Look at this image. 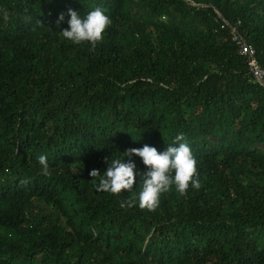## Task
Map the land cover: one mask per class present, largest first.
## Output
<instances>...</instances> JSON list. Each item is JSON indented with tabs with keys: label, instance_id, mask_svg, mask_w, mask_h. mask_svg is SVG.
<instances>
[{
	"label": "trees",
	"instance_id": "16d2710c",
	"mask_svg": "<svg viewBox=\"0 0 264 264\" xmlns=\"http://www.w3.org/2000/svg\"><path fill=\"white\" fill-rule=\"evenodd\" d=\"M96 8L95 51L62 37ZM234 29L264 67V0H0V264H264V86ZM180 134L199 190L140 209L135 155L131 193L96 190L105 158Z\"/></svg>",
	"mask_w": 264,
	"mask_h": 264
},
{
	"label": "clouds",
	"instance_id": "9594fccd",
	"mask_svg": "<svg viewBox=\"0 0 264 264\" xmlns=\"http://www.w3.org/2000/svg\"><path fill=\"white\" fill-rule=\"evenodd\" d=\"M69 27L60 31L63 38L72 44H90L89 51H95L103 42L104 33L112 24V20L105 12L96 8L82 18L74 10L69 9ZM64 20L61 13L57 24ZM123 157L112 159L105 158L108 164L107 170L101 175L99 170H92L89 174L92 178L99 177L95 188L99 192H107L117 197L125 191L131 193L137 183L136 164L131 159L134 155L142 159L147 171L140 173L142 188L138 193V203L142 210L154 212L160 205L163 194L175 189L180 196H186L189 188L199 190L201 182L198 173V161L190 146L184 142L183 134L175 137L174 144H167L164 152L157 148L144 145L142 148H132L123 153ZM125 157L128 158L127 162ZM41 172L45 176L50 175L48 158L45 155L38 157ZM28 179L20 181L22 185L28 183ZM137 203V197L121 200V208H131Z\"/></svg>",
	"mask_w": 264,
	"mask_h": 264
},
{
	"label": "built area",
	"instance_id": "2783aa9c",
	"mask_svg": "<svg viewBox=\"0 0 264 264\" xmlns=\"http://www.w3.org/2000/svg\"><path fill=\"white\" fill-rule=\"evenodd\" d=\"M233 40L239 47V53L247 58L248 68L252 79L264 86V67L261 66L257 58L256 50L237 34L235 29L233 30Z\"/></svg>",
	"mask_w": 264,
	"mask_h": 264
},
{
	"label": "rangeland",
	"instance_id": "374dc122",
	"mask_svg": "<svg viewBox=\"0 0 264 264\" xmlns=\"http://www.w3.org/2000/svg\"><path fill=\"white\" fill-rule=\"evenodd\" d=\"M264 149V147H262Z\"/></svg>",
	"mask_w": 264,
	"mask_h": 264
}]
</instances>
